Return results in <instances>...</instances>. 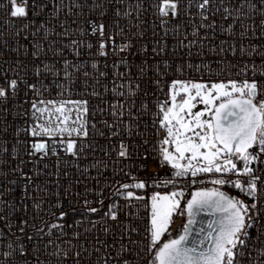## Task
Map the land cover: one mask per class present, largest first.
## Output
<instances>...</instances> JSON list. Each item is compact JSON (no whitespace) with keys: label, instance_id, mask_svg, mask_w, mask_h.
<instances>
[{"label":"snow or ice","instance_id":"1","mask_svg":"<svg viewBox=\"0 0 264 264\" xmlns=\"http://www.w3.org/2000/svg\"><path fill=\"white\" fill-rule=\"evenodd\" d=\"M260 4L257 10L252 0H69L67 5L54 4V10L50 12L60 28L57 32L55 26L49 27L51 20L43 18L48 10V0H4L0 3V12L6 17L0 20V28L15 38L17 44L12 49L15 55L5 61L7 67L0 64V124L3 125L0 132L7 135L12 127L14 140L11 151L5 147L7 140H0V153L16 159L19 156L16 146L22 145L29 157L27 161L20 160L10 173L0 172V176L13 174L23 180L20 199H31L34 210L29 217L28 204L25 203L24 215L17 217V223L13 224L11 215L16 211L15 206L0 201V206L10 209L5 223L7 231L0 229V264H51V261L41 260L44 254L58 257L57 264H66L69 258H73L72 264H141V259L144 264H264V81L255 78V63L249 69L248 62L243 60L245 55L264 58V52L258 51V46L251 43V39L257 38L258 31L259 38L264 39V0H260ZM65 8L67 11L62 20L60 13ZM257 11L261 17L259 24L255 19ZM217 15L223 21L219 34L225 36L218 45L214 43ZM69 17L73 18L69 20ZM148 17H152L150 22ZM123 22L140 28L138 33H132L140 39L147 37L143 26L151 24L152 37L138 50L145 56L149 50L153 56H167L170 37L175 40L171 49L173 53L185 48L191 56V48L199 45L197 54L203 55V45L209 37L201 36L200 31L210 30L213 35L209 51L224 53L225 57L228 53L233 56L239 53L243 67L237 75L245 78L215 81L172 79L168 82L169 60H157L151 65L147 59H141L139 65L128 61L127 56L134 55L129 51L133 43L125 35L121 26ZM73 35L79 39H70L69 44L59 47L58 39H51ZM86 36L91 38L90 42L84 40ZM117 37L120 38L119 44L116 43ZM85 46L90 53L91 76L86 71L88 63L81 64L78 59ZM66 50L77 59H67ZM48 52L52 53V58L46 63ZM101 61L105 71L99 70ZM58 64L62 67H57ZM218 64L223 67L216 71L207 66L209 75L217 72L223 75L236 67L224 57ZM195 67L199 69L206 65L201 63ZM121 68L124 71H120ZM183 68L184 62L181 61L173 71L182 75ZM260 68V75L264 76V59ZM249 70L253 73L252 78H247ZM81 74L84 91L75 95L97 97L101 104H108L107 108L92 110L94 122L91 124L88 99L64 98L65 94L73 95L72 89L80 82ZM110 75L113 87L108 89L105 84L104 92L110 91L119 97L111 103L103 99L96 88L101 78L108 81ZM48 76L52 77L50 84L45 83ZM141 83L148 87L141 90ZM90 87L91 91H88ZM53 88L59 89V98H44V93H51ZM165 88L167 92H164ZM141 91L145 97L163 92L165 99L157 98L151 102L155 111L147 99L141 100L137 108L135 97ZM197 104L203 107L197 109ZM18 108L24 110L17 111ZM97 113L114 117L111 123L107 120L98 122L108 132L105 139L109 143L101 150L105 157H115L111 161L113 176L122 174L128 182L111 180L100 185V181L93 178L98 190L85 186L84 195L93 193L95 198L83 199L79 209L69 201L68 208L64 209L60 181L62 178L67 180L68 187L63 188L65 196L73 185L85 183L88 168L80 169L78 162L92 149L93 142H88L89 127L93 133L97 132ZM9 115L23 119L24 125L9 124ZM149 115L151 119L146 121ZM99 135L104 137V131ZM149 135L157 138L149 140L146 138ZM112 141L118 143V148ZM150 143L152 148H144L141 152V148ZM61 150L73 160L81 178H73L68 171L61 169L62 162L68 163L65 156H61ZM152 153L155 155L151 158L157 167L149 172L148 161ZM50 156L56 157L55 172L49 175L56 177L54 207L59 211L58 215L52 213V221L41 219L37 223L44 201L39 196L30 197L29 188L34 178L21 165L36 157L44 160ZM133 159L142 162L115 167ZM102 164L107 169L102 160L89 167L97 169L100 176L103 174L99 169ZM166 166H170L171 175L161 176ZM133 169L144 172L145 177L134 174ZM31 171L39 175L37 170ZM188 177H191V185L211 184L213 187H196L182 204L189 184L185 181L181 185L180 181ZM3 182L0 180V185ZM8 183L16 185L18 180H9ZM225 186L238 190L244 198L223 191ZM156 187H171L173 191L163 194L154 191L150 196L140 194ZM6 191L10 194L12 189ZM35 191H41L39 185ZM137 205L143 208H137L135 213L126 211ZM78 211L81 218L69 223V217ZM201 212L211 215L206 226L203 219H197ZM93 215L98 219H90ZM122 216L125 219L122 220ZM174 216L187 217L183 230L174 238L162 240L165 234L171 236ZM3 219L5 217L0 215V220ZM109 222L119 223L118 240L114 238L109 244L106 239H100L99 234L94 240L86 238L98 224L108 225ZM85 224L90 227H84ZM196 224L201 226L193 229ZM13 227L16 232L12 231ZM79 228H83V233L73 230L69 235L68 230ZM252 229H255V235ZM101 231L105 236L109 233L113 237L116 235L107 226ZM82 236L85 239L81 241ZM134 236L138 239H133ZM50 248L51 252L48 251Z\"/></svg>","mask_w":264,"mask_h":264},{"label":"built area","instance_id":"2","mask_svg":"<svg viewBox=\"0 0 264 264\" xmlns=\"http://www.w3.org/2000/svg\"><path fill=\"white\" fill-rule=\"evenodd\" d=\"M4 2V0H0V3ZM69 2V0H48V10L45 11L43 18L45 20H51V24L49 25V27H53L55 26V30L57 32L60 31V28L58 26V23L56 21V19L54 17L50 16V12L52 10H54V4H60L63 3L65 5H67ZM252 2L256 3L257 5V10H259L261 4H260V0H252ZM67 11V9L65 8L61 13H60V19H65V15L64 13ZM193 11H195L193 9ZM5 14L0 12V20L5 19ZM73 17H69L68 19L71 20ZM143 19V18H142ZM152 17H148L149 22L151 21ZM182 19H188L186 17H182ZM211 19V18H210ZM216 21H217V27H216V33H217V37L214 41L215 44H219L220 40L225 39V36L220 35L219 31H220V24L223 23V21L221 20L220 16L217 15L215 17ZM257 24H259V21L261 19L259 11H257V15L255 17ZM230 22V21H229ZM124 29H125V35H127L129 37V39L131 40V42L133 43V47L129 50L131 53H133L134 55H128L127 59L129 62H131L133 65H139L141 59H147L149 62V65L153 64L155 61L157 60H161V59H167L169 60V63L171 64V67L168 69L169 71V76L166 78V80L168 82H170L172 79H182V80H204V81H215V80H227V79H244V76H238L237 72L243 67V60H246L248 62V66L249 69H251V65L252 63H255L256 68H257V72H256V79L260 80V81H264V76L260 75V65L262 62V58L259 55H245L243 57V60L241 59L239 53H237L235 56L232 55V53H228L227 56L225 57L224 53H220V54H216L212 51H209V48L211 46L210 41L212 40V32L210 30H205L202 29L200 31V35L204 36L207 35L209 37L208 41H205L204 45H203V51L204 54L203 55H198L197 53L200 51V46L197 45L196 47L191 48V56H189L188 54V49L185 48H180L178 49L175 53H173L171 51L173 45L175 44V40L173 38H169L168 40V48H169V52L167 56H153L149 50V53L147 56H145L144 52L142 51H138L143 45L148 44L151 37H152V28H151V24L149 23L148 25H144L142 30H145L147 32V37H145L144 39H140V37L138 35H132V33H138L141 29L140 28H136L132 26V23L129 22H123L121 25ZM226 26V25H225ZM72 27H75L74 25ZM238 30V29H237ZM188 31L191 32V26L188 27ZM260 33L259 31L257 32V38H253L251 39V43L253 45L258 46V51L260 52H264V39L259 38ZM37 39H39V36L37 37ZM51 39H58V44L57 47H59L60 45H67L69 44L70 39H79L78 36L73 35L70 38H57V37H51ZM189 39H193L192 36H189ZM84 40L86 42H90L91 38L90 37H84ZM5 41H7V44H5ZM116 43L119 44L120 43V38L117 37L116 38ZM185 44H187V40L185 41ZM247 44L248 42L245 43V47L247 48ZM17 44L15 42V38L11 37L7 32L3 31L2 28H0V64H4L5 67H7V64L5 63V61L10 60L15 54L12 52V49L16 48ZM89 51L87 49V47L85 46L79 56V62L81 64L87 62L88 63V68L86 69V71L89 72L90 76L93 74V69L91 68V62L88 60L89 58ZM65 57L67 59H69L70 61L72 60H76L77 57H75L72 52L70 50H66L65 51ZM224 57L226 60L230 61L231 64L236 65L235 68L231 69L230 72H225L223 75L219 74L217 72L216 75H209V68L207 67L208 65H210L211 69L216 71L219 68L223 67V65L218 64V61ZM47 60H45V62H49V60H51L52 58V53L48 52L47 53ZM41 59H45L44 56H41ZM58 59V58H57ZM181 61L184 62V68H183V74H179V73H175L173 70L177 67V65H179L181 63ZM109 63H111V60H109ZM201 63H203L204 65H206V67L204 68H197L195 66L200 65ZM188 65H193V67H189ZM57 67H62V65L58 64ZM99 70L100 71H105V69L103 68V61H101V65L99 66ZM120 71H124L123 68L120 69ZM136 69L135 67H133V73H135ZM63 74L61 73V76ZM148 75H151V73H149ZM253 73L251 70H249L248 72V76L247 78H252ZM43 79V77H42ZM83 80L84 77L81 74L80 76V82H78L75 87L72 89L73 95L69 96L67 94H65L64 98L66 99H88L89 100V109H90V113H89V124L93 123V119L91 117V112L94 108L97 107H104L107 108L108 104H101L100 103V99L97 97H88V96H83V95H75V93H83L84 89L82 87L83 84ZM145 80H147V77H145ZM52 81V77L48 76L45 80L46 84H50ZM112 77L111 75L108 78V81H104L101 78V83L100 85L96 86L97 91L101 92L103 95V99H105L106 101H108L109 103L111 102H115L119 97L118 96H113L111 94V92H104V85L107 84L108 89H112L113 85H112ZM59 82V81H58ZM89 84L91 85V79H89ZM165 81L162 79L161 83L163 84ZM116 84H119V80L116 81ZM145 87H148V85L146 83H141V90H143ZM59 91V89L53 88L51 93L45 92L44 93V98H56L58 99L59 97L57 96V92ZM88 91H91V87L88 89ZM149 91H151V89H149ZM164 92H167V88L164 89ZM31 95V94H30ZM157 98H159L161 101L165 99V95L163 92H157L156 96H148L145 97L143 95V91H141L140 95L135 97V100L137 101L136 107L139 108L140 107V101L143 99H147L150 104L149 106L152 108V111H155V108L152 106L153 101H155ZM27 107V106H25ZM23 108H18L17 111H23ZM110 111V110H109ZM2 118V117H0ZM114 117H112L110 114H105L103 116H101L99 113H97V115L95 116V122H97V132L93 133L91 127H89V138H88V142H93L92 144V149L88 150L84 157H82L79 160V166L80 169L83 168H88V174H87V179L85 181L84 184H80V185H73L71 190L67 193V195L65 196L64 192H63V188H67L68 187V183L67 180L65 178H62L60 181V185H61V197H63L62 203L64 206V209L68 208V202L72 201L73 206L76 207L77 209L80 208V203L82 202L83 199H88V200H93L95 198L93 193L88 194L86 197L84 195L85 193V186L88 189H95L98 190V186L96 184V179H98L100 181V185H103L105 183V181H111V180H119L121 183H126L128 182L127 177H124L122 174L118 175V176H113L112 174V169L114 167V165L111 163V161L113 159H115L114 155L113 156H108L105 157L104 156V152L101 150L102 148H107L108 145V141L105 139L108 136V132L98 123L101 120H107L109 123H111L113 121ZM146 121H150L151 116L149 115L148 117L145 118ZM7 121L9 122V124H12L13 122H15V124H18L20 126L24 125V120L23 119H15L13 116L9 115L7 117ZM0 128H3V125L0 124ZM100 131H104V137H101L99 135ZM149 140H155L157 137L155 135H149L146 137ZM21 139H24V136L21 135ZM0 140H7V144L5 145V147L8 148L9 151H11V147L14 144V140H13V128L10 127L8 129L7 135H5L4 133L0 132ZM112 143H117L116 141H112ZM152 144H148L145 145L141 148V152H143L144 148H148L151 149L152 148ZM17 150L19 152V156L16 159H9V157L3 153H0V172H7L10 173V170L12 167H15L17 165H19L20 160H29V157H27L24 153V148L22 145H17ZM117 148H118V143H117ZM155 155L154 153L150 154L149 156V161H148V171L152 172L156 170V162L154 160H152L151 156ZM61 156H65V154L63 153V151L61 150ZM65 159L68 160L67 164H64L63 162L61 163V169L62 170H66L70 173V175L73 178H81L80 177V171L77 170V168L74 165L73 160L70 157L65 156ZM97 160H102L104 161L105 164H107V169L104 168V165H100L99 169L100 171L103 173L102 175L98 176L97 174V169L95 168H90L89 165L90 164H94ZM142 161H137L135 159L133 160H125L123 161L121 164L119 165H115V167H125V165L128 164H135V163H140ZM55 163H56V157L55 156H50V158L48 159H44L41 160L39 157H36L32 160V162L30 163H26L25 165H21V167L24 168V170L26 172L29 173V175L33 176L34 178V182L32 184V186L29 188V194L30 197L32 196H39L43 201H44V205H43V210L40 212L39 217L37 219V223L40 222V220H48V221H52L53 217H52V213H56L58 215V211L59 209L55 208L54 205L56 204V191H57V185H56V177L55 175H49V173H54L55 172ZM45 165H47V167H45ZM170 168V166H166L165 170L162 171L160 174L161 176H170L171 173L168 171V169ZM37 170L39 172V175L36 174V172H33L31 170ZM128 170V169H126ZM134 174L139 175L141 178L145 177V173L144 172H137L134 169L132 170ZM96 178V179H93ZM13 179H17L18 183L16 185H11L8 183L9 180H13ZM0 180H3V184L0 185V193H2V195H0V201H4L7 204H11L15 206L16 211L14 213H12L11 215V219H12V223L15 224L17 223V217L23 216L24 215V204L27 203L28 204V209H29V217H31L32 212L34 211L32 209V204H31V199H29L28 201H22L20 199V197L23 195V180L18 179V177L16 175L10 174L7 177H3L0 176ZM190 180L191 177L185 178V180H181L180 184L183 185L185 183V181L188 182L189 186L185 192V200L182 201V204L184 202H186V199H188L190 197V193L192 190H194L196 187H213V185L211 184H206V185H191L190 184ZM37 185L40 186L41 191L36 192L35 189L37 187ZM159 189H163L165 187H157ZM8 189H12L11 193L9 194ZM167 189H172L171 187H167ZM46 190V191H45ZM153 188H149V190L147 191V193L141 192L140 194L142 195H148L150 196L152 193ZM223 191L229 193L230 195L233 196H240V198H244L238 190H235L231 187L225 186L223 189ZM75 193H79L80 195H75ZM107 191L105 192V196H107ZM135 203V202H134ZM50 205H52V207H50ZM137 208L142 209L143 206L142 205H137L133 208L127 209V212H132L135 213L137 211ZM10 212V209L7 207H2L0 206V215H3L5 217V219L0 220V229H5V223L7 222V218H8V213ZM45 213H47V215H45ZM140 215L143 216L144 212L141 210L140 211ZM80 217V213L79 211L76 212L75 214L71 215L69 217L68 222L72 223L75 220H79ZM90 219L92 220H97L98 217L93 215L90 217ZM121 219H125V217H121ZM129 219H133V217H129ZM187 217L186 216H174V224L172 225V227L170 228V232H171V236H169L168 234H165L162 237V240H167L169 238H173L176 235L179 234V232H181L183 230V223L186 222ZM110 227L114 232H115V237H113L112 233H109L107 236H105V234L101 231V229L103 227ZM84 227H90V225L85 224ZM73 230H78L80 232L83 233V228H79V229H70L68 230L69 235H71V232ZM5 231H7L5 229ZM13 232H16V229L13 227L12 228ZM120 226L119 223H112L109 222L108 225H103V224H98L97 227L90 232L89 234H87V239L88 240H94L95 237L97 236V234H99L100 239L102 240H107L109 244L112 243L113 239H119V234H120ZM252 234L255 235V229H252ZM17 236H19V233H16ZM65 239H67V237H65ZM85 239L84 236L81 237V241ZM133 239H138V237H133ZM21 242H25V241H21ZM73 243H77L76 241H73ZM119 245L117 244V247ZM2 250V249H0ZM49 252L52 251V249L50 248L48 250ZM253 257H255V253H253ZM41 260H47V261H51V264H57V260L59 259L58 257H54V256H48L47 254L41 255ZM95 256L92 257L93 260H95ZM72 259L73 258H69L66 262V264H72ZM133 259H136L135 257H133ZM141 264H144L143 259H141Z\"/></svg>","mask_w":264,"mask_h":264},{"label":"water","instance_id":"3","mask_svg":"<svg viewBox=\"0 0 264 264\" xmlns=\"http://www.w3.org/2000/svg\"><path fill=\"white\" fill-rule=\"evenodd\" d=\"M210 218H211V215H210V213H207V212H201V213H199V215L197 217L198 220L199 219H203L205 221V225L204 226H206V222ZM200 226H201L200 224L193 225V229H195L196 227H200ZM193 234H195V233H193Z\"/></svg>","mask_w":264,"mask_h":264},{"label":"rangeland","instance_id":"4","mask_svg":"<svg viewBox=\"0 0 264 264\" xmlns=\"http://www.w3.org/2000/svg\"><path fill=\"white\" fill-rule=\"evenodd\" d=\"M195 81H199V80H195ZM202 107H203V105H202ZM154 191H159V192H161V194H163L166 191L167 192H171V191H173V189H167V188L159 189V188L156 187V188H153L152 192H154Z\"/></svg>","mask_w":264,"mask_h":264},{"label":"flooded vegetation","instance_id":"5","mask_svg":"<svg viewBox=\"0 0 264 264\" xmlns=\"http://www.w3.org/2000/svg\"><path fill=\"white\" fill-rule=\"evenodd\" d=\"M202 108V105L201 104H197V109H200Z\"/></svg>","mask_w":264,"mask_h":264}]
</instances>
